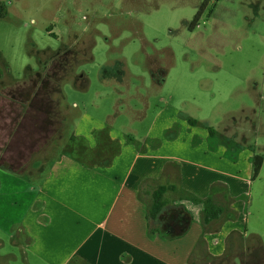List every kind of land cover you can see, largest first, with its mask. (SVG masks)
Masks as SVG:
<instances>
[{
	"label": "crops",
	"instance_id": "0c3cea01",
	"mask_svg": "<svg viewBox=\"0 0 264 264\" xmlns=\"http://www.w3.org/2000/svg\"><path fill=\"white\" fill-rule=\"evenodd\" d=\"M108 71L104 81L111 78ZM122 78L130 87L129 78ZM222 80H203L211 100L203 105V115L168 100L150 115L148 125V100L138 84L135 97L143 99L145 109L128 104L125 111L130 116L124 124L117 121L124 113L117 103L114 112L103 117L88 109L83 98L74 102L77 119L69 135L67 126L62 127L67 117L60 108L48 115L47 103L60 102V95L43 97V104L34 107L32 114L37 147L24 155L17 151L10 157L0 155V164L6 159L5 166L13 171L0 168V198L21 197L15 200L17 218L4 227L19 250L14 260L17 257L25 264H191L200 247L222 259L230 243L240 245L243 233L247 234L246 207L252 187L264 170V155L258 151L264 147L258 137L260 100L252 91L255 105L245 103L239 112L224 105L225 100L217 98L222 89L209 88ZM87 82V76L80 74L79 89L86 88ZM151 82L162 84L154 74ZM37 93L35 89L33 102L39 98ZM255 154L263 157V164L253 179ZM5 180L11 182L9 191L3 187ZM159 185L176 188L166 193L169 203L152 234L147 214L151 193ZM207 199L222 206L224 213L204 226ZM181 212L190 215L189 227L184 234L171 236L164 230L170 223L178 226L175 220Z\"/></svg>",
	"mask_w": 264,
	"mask_h": 264
},
{
	"label": "rangeland",
	"instance_id": "374dc122",
	"mask_svg": "<svg viewBox=\"0 0 264 264\" xmlns=\"http://www.w3.org/2000/svg\"><path fill=\"white\" fill-rule=\"evenodd\" d=\"M204 1L0 0L7 10L0 16V155H24L37 147L32 114L43 97L60 95V102L47 103L48 115L60 108L69 135L77 119L74 102L83 98L88 109L103 117L117 103L124 112L117 117L119 124L130 116L128 104L145 109L143 99L135 97L137 84L148 100L149 116L168 100L203 115V105L211 101L203 84L209 78L225 79L209 88L222 89L217 98L238 112L245 103L255 105L251 92L257 93L263 147L264 0L261 6L255 0H208L191 29ZM107 70L111 78L104 81ZM80 74L88 78L83 90L77 83ZM153 74L161 85H151ZM121 77L129 78L130 87ZM35 89L39 98L33 102ZM258 151L264 155V147ZM6 162L2 158L0 168L13 172ZM10 186V180L3 181L4 189ZM20 198H0V264H25L14 260L19 250L4 228L17 218L15 200ZM246 213L247 234L240 245L230 243L222 259L201 247L191 264H264V170L253 184Z\"/></svg>",
	"mask_w": 264,
	"mask_h": 264
},
{
	"label": "trees",
	"instance_id": "16d2710c",
	"mask_svg": "<svg viewBox=\"0 0 264 264\" xmlns=\"http://www.w3.org/2000/svg\"><path fill=\"white\" fill-rule=\"evenodd\" d=\"M208 2H209L208 0H205L201 4L198 12L196 13L195 17L193 18L190 24L191 29H194L199 24L201 16L204 10L206 9V7L208 6ZM6 14H7L6 7L3 5L2 2H0V16H5ZM1 74L2 73L0 70V76ZM210 131H212L211 128H210ZM252 163H253L252 177L253 179H255L261 171L262 164H263V157L260 154H255L252 158ZM175 188H176L175 185H159L151 193L152 203L149 207L147 218H148V225L150 228V232L152 234L157 231V227L154 225V223L158 219V216L160 215L164 207L168 205L169 203L166 193L169 190H174ZM210 201H211L210 199H207L205 203V209H204V215H203L204 226H206L212 220L220 218L222 214L224 213V208L222 206H216L212 204ZM171 217H175V214L171 215ZM175 221L178 222L177 227L171 226V223H170L166 226L164 230L166 231V233H168L171 236H179V235L184 234L189 227L191 217L189 214L185 212H181L179 213V215L177 216V220Z\"/></svg>",
	"mask_w": 264,
	"mask_h": 264
}]
</instances>
